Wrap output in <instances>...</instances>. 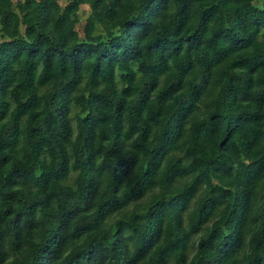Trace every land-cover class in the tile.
Instances as JSON below:
<instances>
[{"label": "trees", "instance_id": "1", "mask_svg": "<svg viewBox=\"0 0 264 264\" xmlns=\"http://www.w3.org/2000/svg\"><path fill=\"white\" fill-rule=\"evenodd\" d=\"M0 264H264V0H0Z\"/></svg>", "mask_w": 264, "mask_h": 264}, {"label": "rangeland", "instance_id": "2", "mask_svg": "<svg viewBox=\"0 0 264 264\" xmlns=\"http://www.w3.org/2000/svg\"><path fill=\"white\" fill-rule=\"evenodd\" d=\"M68 0H60V2L62 4H65ZM89 13V8L87 5H82L81 9H80V16H81V21H84L85 17L88 15Z\"/></svg>", "mask_w": 264, "mask_h": 264}]
</instances>
